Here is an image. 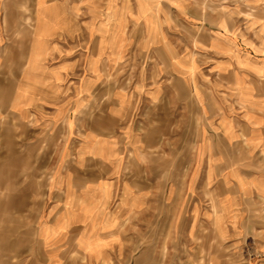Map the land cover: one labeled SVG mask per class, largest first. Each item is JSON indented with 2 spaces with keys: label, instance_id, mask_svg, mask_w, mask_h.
Here are the masks:
<instances>
[{
  "label": "crops",
  "instance_id": "crops-1",
  "mask_svg": "<svg viewBox=\"0 0 264 264\" xmlns=\"http://www.w3.org/2000/svg\"><path fill=\"white\" fill-rule=\"evenodd\" d=\"M158 1L162 8L142 14L128 0H0V120L12 115L67 137L54 158L40 239L52 262L73 240L88 264H129L123 226L131 202L146 206L145 161L156 178V98L163 96L169 118L189 131L186 147H194L186 155L187 189L203 199L209 188L217 195L216 211L195 208L219 240L252 242L260 252L245 258L240 245L226 255L233 264H243L242 256L264 264V8L257 9L264 0L207 17L191 0ZM180 30L205 33L201 57L192 40L176 41ZM166 33L173 39H162ZM156 47L168 52L166 76L178 88L156 84ZM134 60L136 84L114 89L112 74L133 77ZM107 200L121 213L87 230L83 211ZM45 222L56 232H41Z\"/></svg>",
  "mask_w": 264,
  "mask_h": 264
},
{
  "label": "rangeland",
  "instance_id": "rangeland-1",
  "mask_svg": "<svg viewBox=\"0 0 264 264\" xmlns=\"http://www.w3.org/2000/svg\"><path fill=\"white\" fill-rule=\"evenodd\" d=\"M168 1L174 3L172 0ZM128 2L129 6L130 3L133 5L138 3V10L142 14H147L154 8H162L158 0ZM247 2V0H191L189 3L192 4L191 8L195 13L207 17L220 10L247 8ZM261 8L264 6L257 7ZM173 34L177 35L175 40L180 42V45L192 40V53L195 57H201L198 47L204 39V32H194L192 37L182 30ZM138 35L134 32L132 39L137 40ZM169 37V33H166L162 39H173L172 36ZM149 56L151 60L152 55ZM136 63L137 60H134V65H129L130 71L134 73L133 77L122 81L119 78L121 70L117 74H112L110 82L114 89L133 87L136 84L138 72ZM169 64L168 52L156 47V84L159 82L166 88L175 89L177 83L166 76L170 72ZM125 67L122 69L123 75L126 72ZM157 104L161 107H156V178L151 176L152 172L145 161L144 179L145 183L151 186L150 190L145 191L146 206L141 209L132 208L134 202H131L128 205L131 207L127 216L129 223L123 226V231L128 234V239L123 243L129 247V264H220V262L222 264V261L233 264L232 257L226 255L240 245L246 247L245 258L259 259L260 252L254 248L252 242L235 243L230 240H219L214 226L201 216L203 208H195L203 205L204 212L216 211L217 195L214 189L209 188L203 199L202 193L187 189L186 175L190 162L186 160V155L193 146L186 147L189 131L185 129L183 123H175L174 116L172 120L169 118L172 114L170 115L168 111L170 104L167 97L156 98V106ZM82 116L87 118V114ZM143 131L148 134V128H143ZM62 139H67L66 134L64 137L57 136L53 130L35 128L32 123L21 122L12 115L1 117L0 202L6 207L0 208V264H88L86 257L78 252L73 240L64 242V246L60 247L59 256L52 262V257L49 256L39 236V221L47 214L46 204L49 200L47 186L52 179L56 165L54 158L58 149L62 147L60 142ZM153 139L150 129L148 140L152 142ZM148 147V151L152 152L151 146ZM170 169L176 176H168ZM153 179H156L157 183L154 194ZM170 181H176L177 185L175 187L169 185ZM116 203L107 200L103 207H87L82 213V218L84 216L83 219L90 222L87 230L95 232L98 220L105 218L109 220L114 218L117 212L121 213L120 210L117 211ZM139 204V201L135 203L138 206ZM46 224V222L43 226L41 224L43 227L40 229L41 232L45 231L48 234L56 232L55 227H48ZM245 258L242 256L243 264H248Z\"/></svg>",
  "mask_w": 264,
  "mask_h": 264
}]
</instances>
